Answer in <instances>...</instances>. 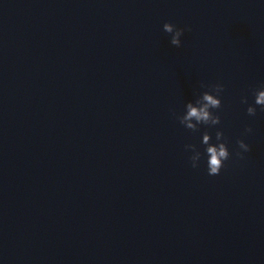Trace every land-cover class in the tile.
<instances>
[{"label": "clouds", "instance_id": "1", "mask_svg": "<svg viewBox=\"0 0 264 264\" xmlns=\"http://www.w3.org/2000/svg\"><path fill=\"white\" fill-rule=\"evenodd\" d=\"M190 31V29H187ZM163 31L170 34V44L177 48L181 47V37L186 31L185 28L177 27L171 22H165L163 24ZM201 88L207 89L200 93L195 101H189L185 105V111L183 114H177L175 110H172V115L179 123L195 133L200 130V125H206L214 127L221 124V117L213 110H218L222 107L221 96L225 91L223 83H204L201 82ZM254 103L248 104L247 96L241 98V103L248 104L246 109L247 115L255 117L257 114V106L264 112V84H261L258 88L253 89ZM253 129L245 127L244 135L252 133ZM216 143H212V136L208 131L202 134L201 143L205 146L204 153H201L196 144H185L184 149L186 152H190L188 157L192 168L199 167V163L202 155L207 156V174L210 176H217L220 174L221 169L225 167V161L229 160L232 153H230L227 144V137L221 129H217L215 132ZM238 151L235 155L239 159H244L245 153L251 151V146L247 144L244 139H238L236 141Z\"/></svg>", "mask_w": 264, "mask_h": 264}]
</instances>
